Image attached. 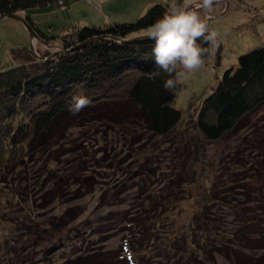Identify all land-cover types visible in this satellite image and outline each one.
I'll return each mask as SVG.
<instances>
[{"label":"rangeland","instance_id":"obj_1","mask_svg":"<svg viewBox=\"0 0 264 264\" xmlns=\"http://www.w3.org/2000/svg\"><path fill=\"white\" fill-rule=\"evenodd\" d=\"M99 1L104 3L99 5ZM213 1L217 2L211 6L202 5ZM60 2L59 6L52 1L45 6L20 11L18 15L24 16L28 12L42 31L58 37L75 25L104 26L106 21L100 15L106 13L112 18L109 22H132L154 4H166L170 8L172 0H66L69 7H61ZM185 2L218 32L221 63H217L219 59L212 55L200 68L179 81L181 89L174 106L182 111V121L169 136H157L140 122L121 119L117 122L108 118L102 121L76 119L60 123L58 127L66 129L63 135L46 142L36 152L33 149L31 158L28 157L21 166L0 170V264H66V259L72 256L80 243L85 247L103 248L109 252L110 263L115 261L116 264H127L117 262L124 246L131 244L132 249L138 245L142 249L139 250L144 264L150 261L162 264L153 252L137 243L140 241V227L131 225L133 217L129 215V210L132 211V206L143 209L140 199L146 188L141 189L138 184L141 177L138 172L142 167L150 166L165 169L161 173L156 170L153 176L148 174L145 180L149 183L147 188L152 190L155 182H169L166 178L170 177L163 176L174 162L189 159L199 172L196 176L191 171L194 169H188L194 176H186L191 179L188 184L191 192L183 194L181 204L187 218L198 211L199 197L207 194L214 183L217 182L222 189L219 192H228L233 172L226 162L243 156L240 159L249 164L246 166L249 171L236 173L239 178H246L244 182L235 183L234 187L238 191L237 197L251 199V202L245 201L240 207L235 205L227 213H224V207L216 209L220 215L226 214L221 215V228L227 235L237 223H241L238 209L251 222L258 220L259 224L254 225L251 231L263 238L261 245H264V202L255 201L254 198L258 197L255 192L248 196L244 194L247 193L245 188L250 185L252 191L258 187L255 182H250L249 174L258 172L256 161L261 156L254 152V145L252 149L241 148L250 127L262 128L264 132V105L251 115L249 128L215 142L206 139L196 124L201 102L213 92L225 69L237 67L239 56L264 43V0ZM95 4L103 10L95 8ZM32 44L38 56L47 57L46 54L55 53L53 47L45 46L40 39L31 40L30 32L21 20L10 16L0 19V71L21 61L13 58L14 48L32 49ZM115 186L125 194L122 197L124 202L113 206L101 205L99 200L103 190H112ZM111 193L114 194L115 189ZM126 211L129 212L127 216ZM211 212L207 213L213 217ZM125 220L126 223H123ZM159 237H171L172 241L175 238L164 232ZM217 245L214 247L216 251ZM237 245V249L249 254L257 244L244 242ZM258 253L264 256V247ZM135 254L138 255V252ZM216 257L219 264H231L222 254Z\"/></svg>","mask_w":264,"mask_h":264},{"label":"trees","instance_id":"obj_2","mask_svg":"<svg viewBox=\"0 0 264 264\" xmlns=\"http://www.w3.org/2000/svg\"><path fill=\"white\" fill-rule=\"evenodd\" d=\"M52 1L57 5L58 1H63L69 7L66 0H0V15H18L20 11L45 6ZM178 2L183 3L184 0ZM169 9L166 4H154L135 21H108L104 26L75 25L58 37L46 34L31 15L25 13L23 17L39 35L41 42L53 47L55 53L46 54L49 57L41 60L32 49L14 48L13 58L21 61L0 71V170L21 166L28 157L31 158L34 150L38 151L46 142L63 135L66 129L58 127L60 123L76 119L135 121L144 124L157 136L172 134L183 119L182 111L174 106L181 83L178 82L174 89H165L163 83L169 74L155 64L151 52L153 41L129 40L146 35L154 21ZM141 32L143 34H139ZM196 39L201 42L200 37ZM87 41L90 42L79 47ZM220 48L221 44H218L214 54L219 59L217 63H221ZM237 62V67L225 69L213 92L201 102L196 124L209 141L222 140L249 128L251 115L264 105V43L239 56ZM76 94L86 95L90 103L79 112L72 113L69 104ZM261 129L250 127L241 147L252 149L254 145V152L261 156L256 161L258 172L249 174L250 182H255L258 187L252 191L250 185L244 193L248 196L255 192L258 197L254 199L260 203L264 202V132ZM240 157L243 156L235 158V162V159L226 162L233 172L228 190L225 188L228 192H219L222 189L217 182L214 183L207 194L199 197L198 211L188 218L181 201L183 194L191 192L188 186L191 179H187V174L192 176L194 172L197 176L199 172L193 167L192 159L174 162L168 168V175L163 176L170 177L166 178L169 182H155L152 190L147 188L149 183L145 179L148 174L153 176L158 170L161 173L165 169L142 167L138 172L141 174L138 184L141 189L145 186L148 189L142 191L140 202L143 209L132 206V211L128 212L133 217L131 225L140 227V241L137 243L153 252L162 264H219L218 254L226 257L231 264H264V256L258 253L264 247L261 245L263 238L251 231L254 225L259 224L258 220L251 222L238 209L241 223H237L229 235L221 228L222 214L217 209L224 207V213H227L235 205L240 207L245 201L251 202V199L238 198L234 187L235 183L244 182L246 178H239L237 174L249 171L246 169L249 164ZM188 169L194 170L188 172ZM244 184L246 187L247 184ZM112 188L115 189L114 194L112 190H103L99 200L101 205L113 206L124 202L122 197L125 194L118 191L117 186ZM250 209L253 211L252 206ZM210 210L213 217L207 213ZM128 213L126 211V216ZM162 232L175 238L173 241L171 237L161 238ZM244 242L257 244L253 252L246 254L237 249V243ZM80 244L66 259V264H116L115 261L110 263L109 252L103 248ZM216 244L217 251L214 249ZM130 246L122 248L117 262L144 264L140 257L143 255L139 250L141 247L136 245L131 249Z\"/></svg>","mask_w":264,"mask_h":264},{"label":"clouds","instance_id":"obj_3","mask_svg":"<svg viewBox=\"0 0 264 264\" xmlns=\"http://www.w3.org/2000/svg\"><path fill=\"white\" fill-rule=\"evenodd\" d=\"M197 37L201 42H197ZM146 38L153 41L151 52L156 66L169 74L163 83L165 89H174L179 81L200 68L206 56L215 54L219 44L218 32L186 2L178 0H172L169 11L148 28ZM89 103L86 95H73L69 110L77 113Z\"/></svg>","mask_w":264,"mask_h":264},{"label":"water","instance_id":"obj_4","mask_svg":"<svg viewBox=\"0 0 264 264\" xmlns=\"http://www.w3.org/2000/svg\"><path fill=\"white\" fill-rule=\"evenodd\" d=\"M217 1H213V2H208V3H204L202 5L204 6H211L213 4H215ZM7 16H10V17H13V18H16V19H19L21 20L25 26L27 27V29L29 30L30 32V36H31V40L33 39H40L39 35L34 31V29L30 26V24L25 20V18L23 16H20V15H9V14H1L0 15V19L4 18V17H7ZM130 41H139V40H148V38H146V35H142V36H139V37H135V38H132V39H129ZM88 42L90 41H87L85 43H82L80 44L79 47H82L84 45H86ZM32 50L33 52L36 54V52L34 51V44H32ZM38 56V54H36ZM39 59H46L47 57H41V56H38Z\"/></svg>","mask_w":264,"mask_h":264},{"label":"crops","instance_id":"obj_5","mask_svg":"<svg viewBox=\"0 0 264 264\" xmlns=\"http://www.w3.org/2000/svg\"><path fill=\"white\" fill-rule=\"evenodd\" d=\"M107 2H109V1H107ZM101 3H104V2H102V1H99L98 2V4L100 5ZM95 8H97V9H99V10H103V8H100V6H98L97 4H95V6H94ZM100 18L101 19H103V21L105 22H108V21H110L109 19H112L111 18V16L110 15H108L107 13L106 14H104V16L103 15H100ZM81 20V19H80ZM83 22H86V21H84V20H82ZM95 21V20H94ZM46 46V45H45Z\"/></svg>","mask_w":264,"mask_h":264},{"label":"built area","instance_id":"obj_6","mask_svg":"<svg viewBox=\"0 0 264 264\" xmlns=\"http://www.w3.org/2000/svg\"><path fill=\"white\" fill-rule=\"evenodd\" d=\"M60 4H61V5H60L61 7L65 5L63 1H61ZM65 6H66V5H65Z\"/></svg>","mask_w":264,"mask_h":264}]
</instances>
